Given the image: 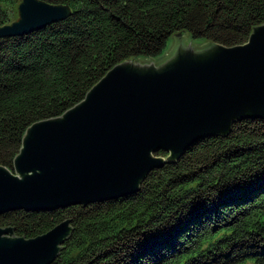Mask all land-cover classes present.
I'll return each mask as SVG.
<instances>
[{"label":"trees","instance_id":"trees-1","mask_svg":"<svg viewBox=\"0 0 264 264\" xmlns=\"http://www.w3.org/2000/svg\"><path fill=\"white\" fill-rule=\"evenodd\" d=\"M13 0H0V26ZM64 21L0 39V166L13 172L26 129L80 103L114 66L153 60L184 31L224 47L264 25V0H41ZM166 158V153L153 154ZM51 264H264V121L244 119L150 172L132 196L54 212H9L25 240L63 221Z\"/></svg>","mask_w":264,"mask_h":264},{"label":"water","instance_id":"water-1","mask_svg":"<svg viewBox=\"0 0 264 264\" xmlns=\"http://www.w3.org/2000/svg\"><path fill=\"white\" fill-rule=\"evenodd\" d=\"M71 15L65 4L22 0L0 39L23 37ZM171 37L153 60L111 68L58 118L30 125L13 160L0 166V216L54 212L134 195L146 176L194 144L226 136L244 119L264 121V25L243 45ZM166 153V158L153 154ZM69 221L25 240L0 228V264H51Z\"/></svg>","mask_w":264,"mask_h":264},{"label":"rangeland","instance_id":"rangeland-1","mask_svg":"<svg viewBox=\"0 0 264 264\" xmlns=\"http://www.w3.org/2000/svg\"><path fill=\"white\" fill-rule=\"evenodd\" d=\"M22 0H13L12 1V3H10V4H8L7 5V10L8 11H11V13H12V19H13V21H15L16 19H17V7H18V5L20 4V2H21ZM12 21V22H13ZM11 22V23H12ZM192 39L191 38H189V41H191ZM193 41V40H192ZM170 44V40H168V42H167V46ZM166 49H167V47H166ZM165 49V50H166ZM164 158V157H163ZM165 159V158H164Z\"/></svg>","mask_w":264,"mask_h":264},{"label":"bare ground","instance_id":"bare-ground-1","mask_svg":"<svg viewBox=\"0 0 264 264\" xmlns=\"http://www.w3.org/2000/svg\"><path fill=\"white\" fill-rule=\"evenodd\" d=\"M166 47H167V45H166Z\"/></svg>","mask_w":264,"mask_h":264}]
</instances>
